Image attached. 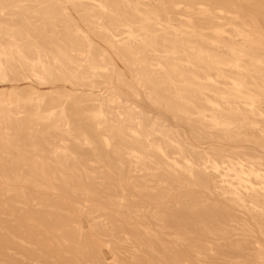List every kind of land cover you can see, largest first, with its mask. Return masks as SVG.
<instances>
[{"label": "bare ground", "instance_id": "obj_1", "mask_svg": "<svg viewBox=\"0 0 264 264\" xmlns=\"http://www.w3.org/2000/svg\"><path fill=\"white\" fill-rule=\"evenodd\" d=\"M0 264H264V0H0Z\"/></svg>", "mask_w": 264, "mask_h": 264}, {"label": "rangeland", "instance_id": "obj_2", "mask_svg": "<svg viewBox=\"0 0 264 264\" xmlns=\"http://www.w3.org/2000/svg\"><path fill=\"white\" fill-rule=\"evenodd\" d=\"M70 87V86H69ZM38 90H40V91H44V90H46V87H36ZM71 88V87H70ZM69 88V89H70ZM84 222H83V225L85 226V227H87V224H86V222H85V220H83ZM103 256L108 260V261H111V259H113V253H111L107 248H105L104 247V249H103Z\"/></svg>", "mask_w": 264, "mask_h": 264}]
</instances>
